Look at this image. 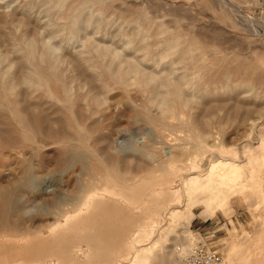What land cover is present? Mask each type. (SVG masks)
Here are the masks:
<instances>
[{
  "label": "rangeland",
  "instance_id": "rangeland-1",
  "mask_svg": "<svg viewBox=\"0 0 264 264\" xmlns=\"http://www.w3.org/2000/svg\"><path fill=\"white\" fill-rule=\"evenodd\" d=\"M32 43L67 62L56 72L67 75L72 111L33 98V140L0 112V264H179L176 246L201 240L224 264H264V0H0L1 68L15 80L29 65L20 47ZM96 45L114 54L103 57L108 69H145L157 85L187 82L186 103H165L166 111L167 88L144 91L131 70L125 88L107 82L103 58L86 52ZM197 47L206 49L201 63L190 59ZM42 115L49 120L37 122Z\"/></svg>",
  "mask_w": 264,
  "mask_h": 264
},
{
  "label": "bare ground",
  "instance_id": "bare-ground-1",
  "mask_svg": "<svg viewBox=\"0 0 264 264\" xmlns=\"http://www.w3.org/2000/svg\"><path fill=\"white\" fill-rule=\"evenodd\" d=\"M59 3H61L60 1H58ZM70 4V3H69ZM83 5V4H82ZM69 6V5H68ZM71 7V6H70ZM66 8V7H65ZM77 9V8H76ZM79 10V9H78ZM70 11V10H69ZM74 11H75V9H74ZM66 12V11H65ZM64 12V13H65ZM76 12V11H75ZM75 12H73L74 14H75ZM72 13V14H73ZM70 14V13H69ZM77 14V13H76ZM67 15H63V13H62V15H61V18H58V19H60V20H63V19H68L69 18V16L68 17H66ZM73 17V16H72ZM72 17L71 18H69L70 20L72 19ZM63 18V19H62ZM79 18V17H78ZM76 18H74V20H75ZM70 20H69V22H70ZM68 21V20H67ZM66 21V22H67ZM91 21V20H90ZM22 22V19H21V21H19L18 23H19V26H20V23ZM25 22V21H24ZM64 22V21H63ZM71 22H73V21H71ZM75 22V21H74ZM76 23V22H75ZM87 23H89V22H87ZM10 24V26H11V23H9ZM68 24H70V23H68ZM100 24V23H99ZM15 25V24H14ZM26 25H28V24H26ZM63 25V24H62ZM66 25V24H65ZM71 25H72V23H71ZM73 25H74V23H73ZM72 25V26H73ZM16 26V25H15ZM26 28H27V26H26ZM63 30L65 29L64 28V26H63V28H62ZM75 29L76 28H74V30H73V27H70L69 25H68V28L66 29V33L68 34V35H73L74 34V32H75ZM135 29H139V28H135ZM143 30V29H142ZM24 31V30H23ZM137 31V30H136ZM11 32V31H10ZM131 32V31H130ZM145 32V31H144ZM23 34H25L24 32H22ZM138 33H141L140 31L138 32ZM137 33V34H138ZM147 33V32H146ZM145 33V34H146ZM36 35V34H35ZM142 35V34H141ZM144 35V34H143ZM148 35V34H147ZM146 35V36H147ZM34 36V35H33ZM145 36V37H146ZM170 36H172V35H170ZM16 37H18V36H16ZM140 37V36H139ZM150 37V36H149ZM177 37V36H176ZM178 37H179V35H178ZM15 38V37H14ZM19 38V37H18ZM170 38V37H169ZM168 38V39H169ZM23 35H21L20 36V38L19 39H17V40H19L20 42H23ZM24 39H26V38H24ZM143 39V38H142ZM32 40H35L33 37H32ZM32 40H31V42H32ZM147 41V40H149V38L147 37L146 39H144V41ZM177 40V39H176ZM127 41H129V40H127ZM133 41V40H132ZM136 42H137V40H135ZM143 41V42H144ZM179 41V40H178ZM189 41V40H188ZM30 42V43H31ZM135 42V43H136ZM149 42L150 41H148V44H149ZM153 42V41H152ZM168 42H169V40H168ZM171 42V41H170ZM173 42H176L175 40L173 41ZM173 42H171V43H173ZM88 43H90L89 41H88ZM142 43V42H141ZM155 43H156V41H155ZM154 43V44H155ZM188 43V42H187ZM186 43V44H187ZM87 44V43H86ZM91 44H92V42H91ZM145 44V43H144ZM147 44V45H148ZM161 43H159L158 44V46L159 47H161L162 45H160ZM164 44V43H163ZM165 44H167V43H165ZM175 44V43H174ZM173 44V46H171V47H173V48H171L172 50L174 49V48H176V45H177V43H176V45H174ZM33 45H35V44H28V46L26 47H23L22 45V47H20V50L22 51L23 50V60L25 59L27 62H28V66H26L27 67V69H26V71L24 72V75L22 76V78H17V80H15V78L14 77H11V74H8V73H6L7 72V67H6V69H3L2 70V68H1V63H2V61H1V59H0V112L1 113H4V112H7L8 114H10V119L12 120V121H15V124H16V126H19L21 129H22V131H23V134H24V136L28 139V140H30V139H32L33 140V138L31 137V136H33L32 134H34V132L32 131V125H31V123L33 124V125H35L34 124V120L36 119L35 117L36 116H34L33 115V113H32V107H33V105H31L32 104V102H31V100L33 99V98H35V97H38V98H35L36 100L37 99H39L40 97H42V96H46V95H48L49 97H51V103H53L52 101H54V103H62V105H63V108H66V107H68V110L69 109H71L72 107H69V105L71 106V98H69V97H71V95L69 96L68 95V92H70V83H66V81H63L64 79H62V76L64 75V71H66V70H64V66L62 65L63 64V62L65 61H63V59L62 58H60V57H56V58H54V57H52L53 55H51V52H49L48 51V49L47 48H41L42 49V51H40V52H36V50H35V46H33ZM88 45H90V44H88ZM94 46V45H93ZM97 46V45H96ZM100 46V45H99ZM99 46H97V47H93V48H91V50H89V51H86L89 55L90 54H94V56H95V58H97V61H99V63H102L103 64V62H102V58L103 57H105V55H106V53L108 52V51H106V49L104 48V47H99ZM134 46V45H133ZM132 46V47H133ZM141 46H143L142 44H141ZM145 46V47H144ZM143 47L144 48H146V45H144ZM168 46V45H167ZM169 46H170V44H169ZM178 46H180V45H178ZM184 46H186V45H184ZM198 46V45H197ZM155 47V46H154ZM156 47H157V45H156ZM155 47V48H156ZM158 47V48H159ZM37 48V47H36ZM135 48V47H134ZM133 48V49H134ZM158 48H156V50L158 49ZM136 49V48H135ZM134 49V50H135ZM166 49V47L164 48V50ZM170 49V51H172ZM180 49H181V46H180ZM180 49H178V50H180ZM194 49V52H191V56H190V59L191 60H193V61H197V62H199V63H201L200 61H199V59L201 58V55L204 53L203 52V50H206V49H203V47L202 48H199V47H197V48H193ZM88 50V49H87ZM145 50H147V49H145ZM144 50V51H145ZM156 50H154V51H156ZM162 50V49H161ZM168 50V49H167ZM176 50V49H175ZM183 50V49H182ZM154 51H152L153 53H154ZM158 51V50H157ZM136 52V51H135ZM145 52H147V51H145ZM152 52H151V54H152ZM162 52V51H161ZM166 52V51H165ZM180 52V60H181V58H186V56L185 55H187V54H185V51H179ZM144 53V52H143ZM206 53V52H205ZM156 54H158V53H156ZM161 54V53H160ZM164 54V53H163ZM162 54V55H163ZM81 55V54H80ZM107 55L108 56H110L109 58H111V59H109V58H107V59H109V61L110 60H113L112 59V57L114 56V54H111V55H109L108 53H107ZM123 55H124V53H123ZM149 55V54H148ZM147 55V56H148ZM153 55H155V54H153ZM62 56V55H61ZM86 56H88V55H86ZM126 56V55H125ZM144 56V55H143ZM146 56V55H145ZM152 56V55H151ZM157 56H159V54L157 55ZM175 56H177V55H175ZM204 56V55H203ZM3 57V56H2ZM124 57V56H123ZM153 57V56H152ZM163 57H164V55H163ZM171 57V56H170ZM174 57V55L172 56V58ZM1 58V57H0ZM4 58V57H3ZM2 58V59H3ZM20 58V57H19ZM19 58H18V60H19ZM67 58V57H66ZM83 58H84V56H83ZM89 58V57H88ZM177 58V57H176ZM176 58L174 59L175 60V62H176ZM184 58V59H185ZM189 58V57H188ZM17 59V58H16ZM82 59V58H81ZM91 59H93V58H91ZM106 58H103V61L105 60ZM116 59V58H115ZM149 59H151V61H152V58H149ZM153 59H154V57H153ZM167 59V58H166ZM170 59V58H169ZM179 59H177V60H179ZM7 60V59H6ZM6 60H3V62L5 63H8ZM69 60L70 59H68V62H69ZM85 60H86V58H85ZM160 60V59H159ZM179 60V61H180ZM186 60V59H185ZM203 60V59H202ZM20 61V60H19ZM81 61V60H80ZM87 61V60H86ZM90 61H92V60H90ZM101 61V62H100ZM109 61H108V63H109ZM126 61V60H125ZM161 61V60H160ZM22 62V61H21ZM66 62V61H65ZM82 62H84V60L82 61ZM82 62L80 63L81 64V66L83 67V64H82ZM93 62V61H92ZM105 62V61H104ZM156 61H154L153 63H155ZM157 62H159V61H157ZM156 62V63H157ZM174 62V63H175ZM178 62V61H177ZM181 62H183V61H181ZM190 63H192V61H189ZM188 62V63H189ZM5 63V64H6ZM14 63H16L15 61H14ZM22 63H25V62H22ZM67 63V62H66ZM97 63V62H96ZM106 63V62H105ZM108 63H106V68H105V70H104V75L103 76H105L106 77V79H107V82L108 81H110V83H115V84H118V85H123L124 86V88L126 87L125 85H124V83H125V81H126V78L129 76L128 74L130 73V70H131V72H133L132 74L134 75V73H136L137 74V76H139V80H140V86H142V88L144 89V91H148L149 93H150V91H151V93H153V89H155V87L157 86V88L158 87H165V89L167 88V90H166V92L164 93V94H166V95H164L163 97H162V99H161V103H163L164 105H165V103L167 104L168 102H173V103H180V104H182V105H184L185 103H186V100H187V98H186V96H185V98L184 99H186V100H184L183 98H181V95H180V92H181V89H182V86H184L183 85V83L182 82H180V80L181 79H177L178 81H176V82H172V81H169L170 79H169V77H168V79L169 80H167L165 77L163 78L162 77V79H161V81L159 80L158 82V85L156 84V83H154V81H153V76H151V73L150 74H148V73H145V69H144V72H138V71H136V69L134 68V67H130V66H128L127 65V71H122V70H120V69H122L120 66L122 65L121 64V62H120V66H117V67H120V69L118 70V69H113V68H110V69H108L109 67H108V65H110V64H108ZM114 64V62L113 61H111V64ZM117 65L119 64L117 61L115 62ZM137 63V62H136ZM140 63V62H139ZM173 63V65H175ZM71 64V63H70ZM70 64H69V66H70ZM85 64H87V62L85 63ZM112 64V65H113ZM125 64H127V63H125ZM124 64V65H125ZM138 64V63H137ZM141 64V63H140ZM159 64V63H158ZM186 64V63H185ZM184 64V65H185ZM195 64V63H194ZM13 65V64H12ZM87 65H89L90 66V64H87ZM94 65H96L95 63H94ZM93 65V66H94ZM168 65H170V64H168ZM172 65V66H173ZM200 65V64H199ZM62 67L63 66V72H62V70L58 73V71L56 72V69H58L59 67ZM71 66H72V64H71ZM91 67L92 69L93 68H95V67ZM113 66H115V64L113 65ZM139 66H141V65H139ZM138 66V67H139ZM159 66V65H158ZM172 66H170V67H172ZM86 67V66H85ZM116 67V66H115ZM116 67V68H117ZM123 67V66H122ZM141 67H143V64H142V66ZM184 66H182V67H180V68H183ZM190 67V66H189ZM194 67H197V66H194ZM9 68V67H8ZM25 68V67H24ZM68 68V67H67ZM73 68V67H72ZM103 68H104V66H103ZM134 68V69H133ZM143 68H145V66L143 67ZM11 69V68H10ZM60 69V68H59ZM75 69V68H74ZM84 69V68H83ZM82 69V70H83ZM87 69V67L85 68V70ZM186 69V68H185ZM5 70H6V72H5ZM9 70V69H8ZM76 70V69H75ZM91 70V69H90ZM202 70V69H201ZM207 70H208V67H207ZM10 71V70H9ZM23 71H24V69L22 70V73H23ZM69 71V70H68ZM78 71V70H77ZM88 71H89V68H88ZM99 71V70H98ZM202 71H204V69L202 70ZM11 72V71H10ZM16 72H18L17 70H16ZM79 72V71H78ZM97 72V71H96ZM148 72V71H147ZM189 72V71H188ZM205 72V71H204ZM69 73H70V71H69ZM72 73V72H71ZM88 73V72H87ZM98 73V72H97ZM165 73L167 74V72H166V70H165ZM170 73V72H169ZM73 74H75V73H73ZM135 74V75H136ZM153 74V73H152ZM162 74V73H161ZM181 74V73H180ZM246 74V73H245ZM69 75V74H68ZM89 76H91V78H92V75H90V74H88ZM128 75V76H127ZM169 75V74H168ZM18 76V75H17ZM21 76V75H20ZM65 76V75H64ZM67 76V75H66ZM65 76V77H66ZM72 76H74V75H72ZM98 77H99V74L97 75ZM97 76L95 77V78H97ZM156 76V75H155ZM69 77V76H68ZM80 77V76H79ZM79 77H77V78H79ZM94 77V76H93ZM102 77V76H101ZM105 77H104V79H105ZM131 77H133V76H131ZM157 77V76H156ZM158 78V77H157ZM179 78H180V76H179ZM93 79V78H92ZM99 79H100V77H99ZM103 79V80H104ZM134 79V78H133ZM159 79V78H158ZM183 79V78H182ZM80 80V79H79ZM98 80V79H97ZM102 80V79H101ZM128 81V80H127ZM78 82V81H77ZM81 82H82V80H81ZM80 82V83H81ZM99 82V81H98ZM101 82V81H100ZM103 82V81H102ZM104 82H105V80H104ZM104 82H103V84H104ZM131 82H133V83H135L133 80L131 81ZM136 83H138V82H136ZM189 83V82H188ZM73 84V83H72ZM71 84V85H72ZM74 84H76V81H75V83ZM78 84V83H77ZM93 84H94V80H93ZM102 84V85H103ZM107 83L105 82V85H106ZM79 85H81V86H83V84H79ZM79 85H77V86H79ZM87 85V84H86ZM88 85H90V84H88ZM117 85V86H118ZM127 85V84H126ZM199 85V84H198ZM21 86V87H20ZM104 86V85H103ZM106 86H108V84L106 85ZM110 86H112V84L110 85ZM213 86V85H212ZM19 87H20V89H21V91H19V92H17L18 90L17 89H19ZM85 87V86H84ZM90 87H91V85H90ZM109 87V86H108ZM113 87V86H112ZM128 87H129V85H128ZM127 87V88H128ZM201 87V86H200ZM210 87V86H209ZM214 87V86H213ZM96 88H99L100 89V87H96ZM105 88H107V87H105ZM202 88V87H201ZM19 89V90H20ZM72 89H74V86H73V88ZM110 89H112V88H110ZM159 89V88H158ZM161 89V88H160ZM200 89V88H199ZM17 90V91H16ZM69 90V91H68ZM156 90V89H155ZM74 91V90H73ZM72 91V92H73ZM81 91V90H80ZM87 91V90H86ZM90 91V90H89ZM91 91H93V90H91ZM76 92V91H75ZM82 92H85V91H82ZM81 92V93H82ZM81 93H79L78 95H76V99L77 98H79V100H84V101H87V100H89V98L90 97H92L93 95H95L96 93L94 92V94L92 95V96H90V97H88V96H86L87 95V92H86V95L84 96V94L82 95ZM158 93V92H157ZM159 93H161V92H159ZM75 94V93H74ZM89 94H92L91 92L89 93ZM18 95H21V98H20V96H19V98H18ZM155 95H157V94H154V96ZM183 95V94H182ZM97 95H95L94 96V98L93 99H96L95 97H96ZM158 96V95H157ZM156 96V97H157ZM161 95H159V97H160ZM153 97V96H152ZM43 98V97H42ZM45 98V97H44ZM73 98V97H72ZM35 99H33V100H35ZM48 100L50 99V98H47ZM92 99V98H91ZM99 99H100V97H99ZM98 99V100H99ZM102 99V98H101ZM151 99H153V98H151ZM160 99H158V100H160ZM36 100H35V102H36ZM47 100V101H48ZM75 100V99H74ZM78 100V99H77ZM103 100V99H102ZM158 100H156L155 99V101H158ZM43 101H44V99H43ZM83 101V102H84ZM89 101H91V100H89ZM95 101H97V99L95 100ZM149 100H147V102H148ZM154 101V100H153ZM75 102V101H74ZM81 101H79V102H77L76 101V104L78 103H80ZM101 102H103V101H101ZM100 102V103H101ZM151 103H152V101H150ZM20 103H24V109H22V110H24L26 113H23L22 111H20V109H17V105H19ZM91 103V102H90ZM95 102H93V104H94ZM154 103V102H153ZM160 103V102H159ZM160 103V104H161ZM21 104V105H22ZM34 104V103H33ZM65 104V105H64ZM77 104V105H78ZM80 104H82V103H80ZM98 104V103H97ZM102 104V103H101ZM100 104V105H101ZM43 105L44 104H41L40 105V107L42 106V108L44 109V107H43ZM58 104H51V107H52V111L55 113V114H58V113H60V108L58 107V106H60V105H58ZM88 105V104H87ZM157 105V104H156ZM80 106H82V105H80ZM83 106H85V103H83ZM102 106H103V104H102ZM161 106V105H160ZM166 106V107H165ZM164 107L166 108V111H167V105H165ZM174 106V105H173ZM86 107V106H85ZM84 107V108H85ZM93 107V106H92ZM92 107H90V108H92ZM163 107V108H164ZM178 107V106H177ZM183 107V106H182ZM73 108H74V105H73ZM75 108H76V105H75ZM89 108V107H88ZM162 108V109H163ZM164 108V109H165ZM175 108V106L173 107V109ZM95 109H97V108H95ZM161 109V108H160ZM161 109V110H162ZM51 110V109H50ZM79 110V109H78ZM89 110V109H88ZM150 110V109H149ZM70 111V110H69ZM72 111V110H71ZM71 111H70V113H71ZM90 111V110H89ZM88 111V112H89ZM97 111V110H96ZM142 111H144V110H142ZM174 111V110H173ZM150 112V111H149ZM143 113V112H142ZM162 113H163V110H162ZM5 114V113H4ZM72 114H73V112H72ZM71 114V115H72ZM75 114V113H74ZM145 114H146V112H145ZM166 114V113H165ZM172 114V113H171ZM27 115H28V117H27ZM66 119L67 120H69V118L71 117V116H69L68 117V114L66 113ZM70 115V114H69ZM76 115V114H75ZM80 115V114H79ZM82 115V114H81ZM80 115V116H81ZM93 115V114H92ZM149 115V114H148ZM58 116V115H57ZM64 116V115H63ZM74 115H72V117H73ZM175 116V115H174ZM180 116V115H179ZM84 116L82 115V118H83ZM149 117H151V115H149ZM158 117V116H157ZM156 117V118H157ZM160 117V116H159ZM164 117V116H163ZM162 117V118H163ZM63 118V117H62ZM74 118H75V120H77L76 119V116H74ZM81 118V117H80ZM81 118V119H82ZM161 118V117H160ZM159 118V119H160ZM161 118V119H162ZM165 118V117H164ZM163 118V119H164ZM179 118V117H178ZM24 119L25 120H27V122H28V124H29V127L27 128V127H25V124L23 123V121H24ZM38 120H37V122H40L41 120H43V122L45 123V122H47L49 119H48V117L47 116H44V115H42V117H38L37 118ZM158 119V120H159ZM160 119V120H161ZM170 119H172V118H170ZM189 119V118H188ZM187 120V119H186ZM72 121H73V118H72ZM71 121V122H72ZM180 121V120H179ZM70 122V121H69ZM78 122V121H77ZM147 122V121H146ZM74 123H75V121H74ZM73 123V124H74ZM150 123V122H149ZM152 123V122H151ZM77 124V123H76ZM181 124V123H180ZM75 125V124H74ZM77 125H79V122H78V124ZM152 125V124H151ZM164 125V124H163ZM167 124H165L164 126H166ZM182 125V124H181ZM76 126V125H75ZM163 126V127H164ZM79 127V126H78ZM76 128V129H79V128ZM165 129H167V126L166 127H164ZM169 128V127H168ZM80 129H83V128H80ZM68 130V129H67ZM30 132V133H29ZM45 132H46V136L47 137H50V138H53V140L54 141H56L57 139H60L59 138V136H57L58 135V133H56V132H53V131H51V130H45ZM70 132V131H69ZM80 133L82 134V131H80ZM31 135V136H30ZM35 135V134H34ZM198 136V135H197ZM35 137H36V135H35ZM43 137V136H42ZM58 137V138H57ZM56 138V139H55ZM197 138V137H196ZM62 139V138H61ZM70 139V138H69ZM37 140V139H36ZM68 140V139H67ZM66 140V141H67ZM70 140H72V139H70ZM69 140V141H70ZM197 140H198V138H197ZM38 141V140H37ZM37 141H33V142H37ZM44 141H46V139L44 140L43 139V142L39 145V146H37V148L39 149V147L40 148H42L43 149V147L45 148L47 145L45 144V142ZM50 141V140H49ZM65 141V142H66ZM75 141V140H74ZM77 141V140H76ZM47 142V141H46ZM53 142V141H52ZM51 142V143H52ZM40 143V142H39ZM48 143H50V142H48ZM56 143V142H55ZM78 143H80V142H78ZM37 144V143H36ZM60 144H62V142L60 143ZM64 144V143H63ZM80 144H82V143H80ZM67 145V144H66ZM65 145V146H66ZM68 145H70V144H68ZM182 145H183V143H182ZM186 145V144H185ZM184 145V146H185ZM181 146V145H180ZM183 147V146H182ZM176 150H179V149H176ZM179 152V151H178ZM177 152V153H178ZM174 153H176L175 152V150H174ZM182 153V152H181ZM91 167H92V165H90ZM94 166V165H93ZM222 171V170H221ZM222 174H223V172H221ZM226 173V172H225ZM113 175H115L114 173H112ZM222 174H221V176H222ZM225 175V174H224ZM112 176V175H111ZM115 177H116V175H115ZM119 177V176H118ZM114 178V177H113ZM120 178V177H119ZM123 178H124V176H123ZM123 178H121V179H123ZM116 180V179H115ZM117 182V181H116ZM126 182H127V180H126ZM96 184V183H95ZM88 185V184H87ZM103 185V184H102ZM86 186V185H85ZM0 197H1V192H0ZM87 199V196L86 195H83L82 196V198L80 199V203H84L85 202V200ZM68 201V200H67ZM71 203H72V201H71ZM169 207V206H168ZM170 208V207H169ZM83 209V208H82ZM5 213H6V208L4 207L3 209H1L0 208V233H4V232H6L7 231V226L5 225V227H4V229H3V221H4V216H5ZM88 213V212H87ZM83 214H85V213H83ZM88 215V214H87ZM56 216V215H55ZM85 216V215H84ZM94 217H96V216H94ZM149 218H150V216H149ZM68 220V219H67ZM75 220H77V219H75ZM70 222V221H69ZM75 222V221H74ZM149 222V221H148ZM71 224V223H70ZM69 225V224H68ZM59 226H60V224H59ZM64 227V226H63ZM66 228V227H65ZM55 229H56V227H55ZM186 236H184V238H185ZM57 239V238H56ZM55 242V241H54ZM197 242V241H196ZM196 242H193L192 244H190V245H178V246H176V249H175V253L177 254V251L178 250H180L181 248H183V250H185V249H187V247H189V246H191V245H193V244H195ZM58 243H59V241H58ZM33 244V243H32ZM36 244V243H35ZM35 244H34V246H35ZM46 244V243H45ZM45 244H44V247H45ZM42 245H43V243H42ZM52 245H53V243H52ZM50 246V245H49ZM48 246V247H49ZM42 247V246H41ZM52 247V246H51ZM37 248H39V247H37ZM50 248V247H49ZM29 249H30V246H29ZM36 249V248H35ZM52 249V248H51ZM89 249V248H88ZM0 250H2V248L0 249ZM37 251V250H36ZM40 251V250H39ZM51 251H53V250H51ZM57 251V253H59L58 252V249L56 250ZM38 252V251H37ZM84 255V254H83ZM79 256V255H78ZM49 258H51V257H49ZM61 258H63V257H61ZM110 258V257H109ZM72 259V258H71ZM114 259V258H113ZM110 260V259H109ZM84 261V260H83ZM106 261H108V259H106ZM114 261V260H113ZM2 262V261H1ZM46 262V261H45ZM60 262V261H59ZM64 262V261H63ZM66 262V261H65ZM90 262V261H89ZM109 262V261H108ZM59 264V263H58ZM64 264V263H63ZM221 264H224V259H223V256H222V263Z\"/></svg>",
  "mask_w": 264,
  "mask_h": 264
},
{
  "label": "built area",
  "instance_id": "built-area-1",
  "mask_svg": "<svg viewBox=\"0 0 264 264\" xmlns=\"http://www.w3.org/2000/svg\"><path fill=\"white\" fill-rule=\"evenodd\" d=\"M179 264H221L222 254L205 240L177 251Z\"/></svg>",
  "mask_w": 264,
  "mask_h": 264
}]
</instances>
